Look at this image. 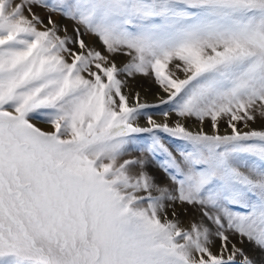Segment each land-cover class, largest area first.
<instances>
[{
  "label": "snow or ice",
  "instance_id": "obj_1",
  "mask_svg": "<svg viewBox=\"0 0 264 264\" xmlns=\"http://www.w3.org/2000/svg\"><path fill=\"white\" fill-rule=\"evenodd\" d=\"M0 264H264V0H0Z\"/></svg>",
  "mask_w": 264,
  "mask_h": 264
},
{
  "label": "rangeland",
  "instance_id": "obj_2",
  "mask_svg": "<svg viewBox=\"0 0 264 264\" xmlns=\"http://www.w3.org/2000/svg\"><path fill=\"white\" fill-rule=\"evenodd\" d=\"M34 10L37 11V12H40L41 11L40 9H34ZM62 23H67L68 24L69 33H71V31H72L71 22L62 21ZM86 39H89V38L86 37ZM115 59H116V61H117L118 64H120L124 60H126L125 57H116ZM137 78H139V77H137ZM129 83L130 84H135V80L134 81H129ZM141 85L142 84L140 83L139 84V87ZM173 118H175V117H173ZM189 123H191V122H189ZM38 126L44 128L45 130H50L47 125L39 124ZM260 126H261V122L260 121H257V123L255 125H253V127H257V128H259ZM221 131L223 132V127L221 128ZM133 155H136V153H133ZM149 171H152L151 166L149 167ZM184 207H187V206H184ZM178 211H180V219L182 221L181 226L184 227V228H188L190 226L191 221L198 219L197 215L195 214V212L192 209H189L187 212H184L183 210H180L178 208ZM169 218H171V211H169ZM233 240L235 241V237L233 238ZM217 244H219V241H217ZM243 247H245V250L246 251L251 252V249H252V245L251 244H248L247 242H245V244L243 245ZM260 256H261V254L259 253V251H256V253H255V259L256 260H259L260 259Z\"/></svg>",
  "mask_w": 264,
  "mask_h": 264
},
{
  "label": "bare ground",
  "instance_id": "obj_3",
  "mask_svg": "<svg viewBox=\"0 0 264 264\" xmlns=\"http://www.w3.org/2000/svg\"><path fill=\"white\" fill-rule=\"evenodd\" d=\"M140 83L142 84L143 88L139 87ZM130 86L135 90H140L142 92V94H145L147 96V99L149 101H153L155 99L154 94L158 91V89L155 87V85H153V83L150 80L145 79L143 77L136 78L135 84H130ZM144 88L149 89V91L147 93H144L143 92ZM157 119H159V117H157ZM217 246H218V244H217ZM213 250H215V249H213Z\"/></svg>",
  "mask_w": 264,
  "mask_h": 264
}]
</instances>
